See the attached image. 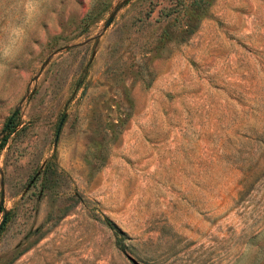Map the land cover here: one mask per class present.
<instances>
[{
  "label": "rangeland",
  "instance_id": "rangeland-1",
  "mask_svg": "<svg viewBox=\"0 0 264 264\" xmlns=\"http://www.w3.org/2000/svg\"><path fill=\"white\" fill-rule=\"evenodd\" d=\"M2 142L0 264H264V0H0Z\"/></svg>",
  "mask_w": 264,
  "mask_h": 264
},
{
  "label": "water",
  "instance_id": "water-1",
  "mask_svg": "<svg viewBox=\"0 0 264 264\" xmlns=\"http://www.w3.org/2000/svg\"><path fill=\"white\" fill-rule=\"evenodd\" d=\"M111 17H112V14H110V15L107 17V19L104 21L103 27H106V26L108 25V23H109L110 20H111ZM9 120H10V119H8V120L6 121V123H5V125H4V128L7 127L8 123H9ZM4 128L1 130V133L3 132ZM57 132H58V128H57V130H56V133H57ZM55 141H56V135H55V137H54L53 144L55 143ZM2 202H3V186L0 185V210H1V207H2ZM6 214H7V212H6V211H3V213H2V217H1V219H0V229H1L3 223H4L5 219H6Z\"/></svg>",
  "mask_w": 264,
  "mask_h": 264
},
{
  "label": "trees",
  "instance_id": "trees-1",
  "mask_svg": "<svg viewBox=\"0 0 264 264\" xmlns=\"http://www.w3.org/2000/svg\"><path fill=\"white\" fill-rule=\"evenodd\" d=\"M201 2H203V0H192V3H194V4H196V5L200 4ZM194 29H195V27H192V28H188V27H186L185 31L188 32V33H192V32L194 31ZM13 125H14V124H13L12 119L9 120V123H8V125H7V131L11 130L12 127H13ZM3 143H4V142H2L0 145H2ZM48 168H49V166H48V164H47V166H46V168H45V171H46V169H48ZM45 171H44V172H45ZM105 223H106L107 226L112 230L113 234L116 235V229H115V226L113 225V223H112L110 220H108V219H105Z\"/></svg>",
  "mask_w": 264,
  "mask_h": 264
},
{
  "label": "clouds",
  "instance_id": "clouds-1",
  "mask_svg": "<svg viewBox=\"0 0 264 264\" xmlns=\"http://www.w3.org/2000/svg\"><path fill=\"white\" fill-rule=\"evenodd\" d=\"M11 35L15 38L19 36V30L14 29L11 33ZM13 43H15V39H13L12 41ZM7 54V53H6Z\"/></svg>",
  "mask_w": 264,
  "mask_h": 264
}]
</instances>
